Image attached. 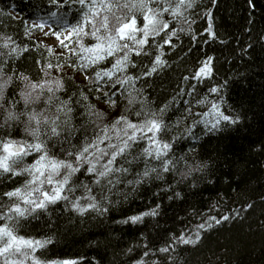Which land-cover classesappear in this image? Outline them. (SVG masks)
<instances>
[{
	"label": "trees",
	"instance_id": "trees-1",
	"mask_svg": "<svg viewBox=\"0 0 264 264\" xmlns=\"http://www.w3.org/2000/svg\"><path fill=\"white\" fill-rule=\"evenodd\" d=\"M89 6L87 0L85 5L79 0H0V37H11L15 45L10 47L28 49L15 59L4 57V72L13 76L5 108L11 110L12 102L19 101L17 113L25 111V105L29 112L49 107V115L55 113V105H46L48 93L29 95V82L16 76L40 80L42 68L53 78L63 73L64 87L56 96L72 102L71 124L59 137L41 133L50 154L63 158L71 145L79 147L95 139L103 125L121 115L143 123L151 118L149 113L159 117L163 110L166 127L158 138L171 144L165 159L174 163L164 171L159 160L143 155L149 141L139 140L126 159L118 158L119 167L127 169L111 177L118 182L105 188L83 169L74 177L72 195L86 197L80 185L90 187L99 210L80 214L60 201L35 218L22 220L19 234L51 240L35 253L44 264H138L140 260L145 264H264V0H198L186 13L194 19L191 30L186 23H176V29L184 31L178 32L171 45H164L165 66L137 80L128 91L117 86L116 106L98 99L99 92L74 67H47L49 62L63 65L69 56L76 59L68 48L60 47V40L79 55H88L79 52L72 29L83 23ZM205 13H211L210 17ZM33 22L48 26L51 37L59 34L60 40L45 42L42 36L48 33ZM209 22L215 38L207 32ZM65 29L70 30L68 37L62 35ZM80 39L85 46L95 43L87 36ZM154 52L155 48L147 56H133L137 67L129 69V74L139 75L150 68ZM209 58L210 74L196 78L202 61ZM103 90L112 91L106 85ZM128 92L136 97L134 104H128ZM212 104L236 122L222 121L213 127L217 113ZM88 105L103 110V118L91 116ZM31 131L25 114L19 122L0 129V134L32 142ZM36 155L26 157L25 163H33ZM146 168L156 171L145 177ZM9 176L0 179V194L25 181L24 176ZM2 203L10 201L4 197ZM135 216L141 219L133 223L129 218ZM202 224L211 226L200 228ZM197 233V243L180 242L181 237L195 238ZM164 247L170 251L160 252Z\"/></svg>",
	"mask_w": 264,
	"mask_h": 264
},
{
	"label": "snow or ice",
	"instance_id": "snow-or-ice-1",
	"mask_svg": "<svg viewBox=\"0 0 264 264\" xmlns=\"http://www.w3.org/2000/svg\"><path fill=\"white\" fill-rule=\"evenodd\" d=\"M79 2L81 5L86 4V0H79ZM87 2L90 6L83 18V23L74 27L72 32L79 42V52L88 55H79L76 49L60 40L57 34L60 47L68 48L76 59L69 56L64 60L63 65L59 63L54 65L49 62L47 67L49 69L55 67L57 70L64 66L74 67L77 73L86 75L92 90L99 92L98 99L103 100L109 106H116L117 100L113 99V96L117 86L128 91L129 88H135L137 80L144 76H151L165 66L164 45H171L178 32L184 31L183 27L176 29V23H186L191 30L194 19H190L186 13L197 5L198 0H87ZM210 15L211 13H205L206 17ZM166 16L169 18L166 19ZM38 27L43 28V25ZM207 32L215 38L211 22L208 24ZM84 36L90 37L95 43L85 46L80 39ZM161 36L163 37L162 42L156 41V38ZM0 40L3 41L0 43V129L19 122L20 116L25 114L32 128L29 134L32 142L5 138V135L0 134V179L5 178L6 174H10L8 178L25 177L21 187L0 194V264H44L35 253L51 243V240L26 238L20 235V229L23 227L22 220L29 217L35 218L37 214L46 212L50 205H55L60 201L66 202L80 214L88 210H99L97 198L91 194L90 187L80 185L87 193L86 197L77 198L72 195L76 190L77 182L74 177L77 173L83 169L93 176L97 185H104L107 188L108 185L118 182V180L111 179L115 173L127 171L119 167L118 158L126 159L129 150L139 140L149 141V146L143 149V155L159 160L163 170L169 171L174 162L171 159L166 160L165 157L168 156L171 144L158 138V133L163 132L166 127L163 124V110H161L159 117L155 113H149L151 118H146L143 123H133L121 115L110 124L103 125L95 139L88 140L79 147L71 145L65 150L63 158L50 154L46 142L40 138L41 133L43 132L48 137H59L61 132L71 124L72 102L61 100L56 96V92L64 87L63 73L53 78L42 68L43 76L40 80L32 81L23 74L16 76V79L22 82H29V95L36 92L40 97L48 93L45 97L46 105H55V113L49 115L51 111L49 107H45L43 112L35 110L29 112L27 105H25V111L17 113L14 110L19 101L12 102L11 110L6 109L5 95L13 82V76L4 72V57L15 59L28 49L20 46L10 47V45H15L11 37H0ZM153 48L155 52L152 54L151 67L139 75L129 74V69L137 67L133 56H147L150 54L149 49ZM4 49L8 51L5 52ZM48 51L53 50L49 48ZM54 58L60 59L59 56ZM202 64L204 66L195 74L196 78L210 74L211 58L208 61H202ZM101 65L105 66L101 67ZM105 85L112 91H104ZM212 91L215 92L217 89H212ZM83 99H88V97L84 96ZM135 102L136 97L128 92V104ZM211 107L217 113L213 127L222 121L236 122L230 116L219 112L217 105L212 104ZM88 108L91 116L97 120L103 118V110H97L95 105H88ZM5 112H7L6 115ZM137 115H143V113L137 112ZM149 133L151 136L148 135ZM33 154H37L34 162L25 163L26 157ZM154 171H156L155 168H146L143 175L147 177L150 172ZM101 195L103 196V191ZM4 197L8 198L9 204L2 203ZM104 198L107 199L106 196ZM129 219L135 223L141 217L135 216ZM213 219L215 223H220V220ZM223 219L227 220L228 217ZM208 226L211 225L202 224L200 228ZM198 239L199 234L197 233L195 238L181 237L180 242L186 245L195 244ZM159 251L168 253L170 249L164 247ZM60 264H74V262L62 261ZM138 264H145V262L140 260Z\"/></svg>",
	"mask_w": 264,
	"mask_h": 264
},
{
	"label": "rangeland",
	"instance_id": "rangeland-1",
	"mask_svg": "<svg viewBox=\"0 0 264 264\" xmlns=\"http://www.w3.org/2000/svg\"><path fill=\"white\" fill-rule=\"evenodd\" d=\"M32 25L33 26H38V25H40L39 23H32ZM50 29H49V27L48 26H46V25H43V28H42V33H45L46 32V36H42V38L44 39V41L46 42H49L51 39H52V35L53 34H50V31H49ZM49 31V32H48ZM62 34L64 35V36H66V37H68L69 35H70V30L69 29H65V30H63L62 31ZM42 38H40L41 40H42ZM77 76H79V78L81 77V75H77Z\"/></svg>",
	"mask_w": 264,
	"mask_h": 264
},
{
	"label": "water",
	"instance_id": "water-1",
	"mask_svg": "<svg viewBox=\"0 0 264 264\" xmlns=\"http://www.w3.org/2000/svg\"><path fill=\"white\" fill-rule=\"evenodd\" d=\"M62 262V261H61ZM57 264H60V261L59 262H56Z\"/></svg>",
	"mask_w": 264,
	"mask_h": 264
},
{
	"label": "bare ground",
	"instance_id": "bare-ground-1",
	"mask_svg": "<svg viewBox=\"0 0 264 264\" xmlns=\"http://www.w3.org/2000/svg\"><path fill=\"white\" fill-rule=\"evenodd\" d=\"M33 23H37V22H33ZM57 262H59V261H57ZM61 262V261H60Z\"/></svg>",
	"mask_w": 264,
	"mask_h": 264
}]
</instances>
